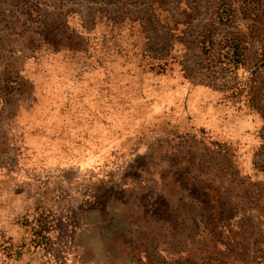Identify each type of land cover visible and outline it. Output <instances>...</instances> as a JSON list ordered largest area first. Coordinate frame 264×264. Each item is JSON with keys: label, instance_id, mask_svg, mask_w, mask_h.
Listing matches in <instances>:
<instances>
[{"label": "rangeland", "instance_id": "rangeland-1", "mask_svg": "<svg viewBox=\"0 0 264 264\" xmlns=\"http://www.w3.org/2000/svg\"><path fill=\"white\" fill-rule=\"evenodd\" d=\"M263 49L264 0H0V264H264Z\"/></svg>", "mask_w": 264, "mask_h": 264}, {"label": "trees", "instance_id": "trees-1", "mask_svg": "<svg viewBox=\"0 0 264 264\" xmlns=\"http://www.w3.org/2000/svg\"><path fill=\"white\" fill-rule=\"evenodd\" d=\"M243 1H247V0H243ZM218 44L220 45V47L217 52L218 54L217 62L219 63L220 67L223 70L230 72L232 70H237L239 68H243L244 66H246L248 60L246 57L247 56L246 53L248 52L249 45L240 36L231 32L228 34L227 39L222 40ZM200 45L202 51L206 54L211 52V50L213 49L214 42L210 38L208 32L206 33V37L200 42ZM259 55H260L258 60L259 63H258V67H256L257 69L264 68V49ZM249 82L253 84V81L249 79L245 80L243 84H238L237 92L243 93L246 90V88H249V86L247 87V84Z\"/></svg>", "mask_w": 264, "mask_h": 264}]
</instances>
